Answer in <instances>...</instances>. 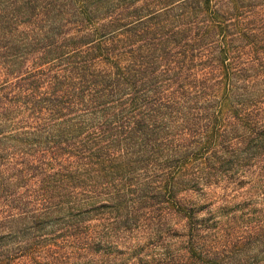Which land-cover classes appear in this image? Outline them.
Listing matches in <instances>:
<instances>
[{"label":"trees","instance_id":"trees-1","mask_svg":"<svg viewBox=\"0 0 264 264\" xmlns=\"http://www.w3.org/2000/svg\"><path fill=\"white\" fill-rule=\"evenodd\" d=\"M0 264H264V0H0Z\"/></svg>","mask_w":264,"mask_h":264}]
</instances>
